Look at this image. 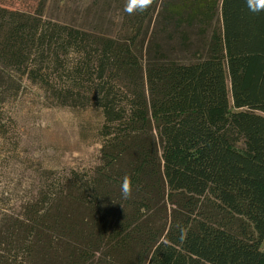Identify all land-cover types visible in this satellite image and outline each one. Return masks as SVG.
Listing matches in <instances>:
<instances>
[{
  "label": "trees",
  "instance_id": "16d2710c",
  "mask_svg": "<svg viewBox=\"0 0 264 264\" xmlns=\"http://www.w3.org/2000/svg\"><path fill=\"white\" fill-rule=\"evenodd\" d=\"M2 1L0 107L26 77L102 120L95 164L41 170L27 198L6 182L16 169L0 150V264H264V11L153 0L114 37L47 19L49 0L33 13ZM155 19L145 59L139 42Z\"/></svg>",
  "mask_w": 264,
  "mask_h": 264
},
{
  "label": "rangeland",
  "instance_id": "374dc122",
  "mask_svg": "<svg viewBox=\"0 0 264 264\" xmlns=\"http://www.w3.org/2000/svg\"><path fill=\"white\" fill-rule=\"evenodd\" d=\"M40 0H3L2 5L33 13ZM127 0H49L45 16L47 19L85 29L96 28L108 36H123L126 21L125 6ZM158 19L153 20L147 29V37L139 42L146 59V49L150 35L158 29ZM189 43L193 44L195 34L188 33ZM145 37V36H144ZM182 58L185 53L178 37L169 40ZM192 48V47H190ZM189 48V49H190ZM175 56V55H174ZM58 75H51L50 84L55 89H65ZM6 93L4 104L0 107L8 124L5 135L0 134V150L10 152L11 170L16 173L7 175L6 182L21 183L20 191L24 198L34 194L46 173L50 170L65 168L86 169L93 166L99 155L100 142L98 129L102 115L95 107L75 108L61 106L57 100L48 99L47 92L32 85L26 77L22 79L20 92L17 89ZM9 94V95H8ZM8 121L10 123H8ZM13 122V124L11 123ZM12 150H15L12 158ZM13 172V171H12ZM23 196V194L21 193ZM21 196V197H22Z\"/></svg>",
  "mask_w": 264,
  "mask_h": 264
},
{
  "label": "clouds",
  "instance_id": "9594fccd",
  "mask_svg": "<svg viewBox=\"0 0 264 264\" xmlns=\"http://www.w3.org/2000/svg\"><path fill=\"white\" fill-rule=\"evenodd\" d=\"M248 10L252 13H260L264 11V0H245ZM153 3V0H127L125 11L129 14L134 12L146 11ZM121 196L127 200L132 197L133 186L132 180L129 175H125L122 179L121 185ZM181 239L183 240L186 235V230L181 228Z\"/></svg>",
  "mask_w": 264,
  "mask_h": 264
}]
</instances>
